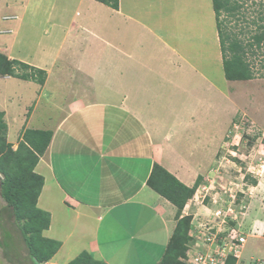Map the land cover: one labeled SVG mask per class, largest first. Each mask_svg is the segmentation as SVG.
<instances>
[{"label":"crops","instance_id":"1","mask_svg":"<svg viewBox=\"0 0 264 264\" xmlns=\"http://www.w3.org/2000/svg\"><path fill=\"white\" fill-rule=\"evenodd\" d=\"M75 2L87 3L85 14L62 7L42 30L39 59L18 55L34 22L20 36V18L3 17L20 23L14 39L1 38L12 30H0V54L45 73L42 84L0 76V123L4 143L13 151L26 130L51 133L32 171L41 180L35 206L48 215L34 251L50 255L32 259L22 236L7 223L0 264H69L81 256L85 264H160L178 220L188 214L185 206L179 213L148 179L158 165L191 188L207 172V149L214 144L204 141V134L192 145L187 141L188 131L204 127L205 117L199 118L204 103L193 102L191 90L202 94L207 79L199 71L187 73L192 64L178 45L126 13L122 0L116 10L95 0ZM98 17L104 21L101 33L94 28ZM250 217L247 228L259 223L264 232V215L258 221ZM248 238L264 243V238ZM16 239L24 262L4 257ZM246 243L235 264H244ZM257 257L264 263V251Z\"/></svg>","mask_w":264,"mask_h":264},{"label":"rangeland","instance_id":"2","mask_svg":"<svg viewBox=\"0 0 264 264\" xmlns=\"http://www.w3.org/2000/svg\"><path fill=\"white\" fill-rule=\"evenodd\" d=\"M75 1L0 0V30H12L13 32L3 34L1 38H16L17 33L14 34V31L19 30V28L17 30V22L20 23L18 20H4L3 17L17 15L20 18L22 21L20 36L23 35L24 29L34 22L35 26L29 32L27 31L29 38L27 40L24 38V46L18 55L26 59H29V57L39 59L40 57L37 55L39 46L37 45L44 42L41 35L42 30L56 21L55 15H58L62 7H72L70 10L75 8L80 15L85 14L87 3L84 2L81 5ZM237 1L241 5L238 16L242 15V19L226 17L225 14H222L219 20L222 21L228 31L236 32L238 37L242 38L241 31L246 33L254 29L252 21L261 24L258 18L264 15V0ZM122 3L126 13H133L149 27L152 26L162 32L168 44L178 45L182 53L186 54V61L192 64L188 67L189 69L186 68L188 69L187 73L199 71L206 77L207 81L202 88L203 93L197 94L198 96L186 84V89L191 90L193 95V102L200 99L201 103H204L202 109L204 115L201 114L199 118L205 117L201 121V126L204 127L200 131H186L187 141L192 145L197 142L196 136L198 134H201V136L204 134V141L207 143L212 141V144H214L208 146V153L206 154L208 162L205 165L208 170L205 174L203 173L204 175L201 177L199 184L214 181V193L219 194L226 191L223 194V196L225 195L222 198L223 201L230 200V194L236 195L235 204H237V207H235V210L240 216L238 224L241 225V229L244 231L249 230L245 223L246 217L251 215L252 219L258 221V219L262 220L264 215V77H260L264 70L257 71V75L253 80L235 82L225 80L211 0H134V2L132 0H122ZM47 13L50 14L48 18ZM68 13L71 14V11H68ZM99 19L101 17L96 19L95 23L99 24L94 25V28L97 32H103L100 24L104 21ZM108 27L109 25L105 30H108ZM171 33H174L175 37H172ZM107 34L110 37L114 36L109 32ZM121 34L122 32L117 33V35ZM180 34L185 35L186 39H177L176 36H180ZM20 41H22V38ZM127 41L130 42L128 38ZM263 56L259 54L254 57L252 60L253 65H255L254 63L258 64V60L263 61ZM19 72L22 73L20 70ZM195 117L191 118L193 122L197 121V119L195 121ZM188 119L189 117L186 118V125L190 122ZM10 161L12 162V160ZM1 178L2 175L0 174ZM26 180L29 181L25 178ZM30 183H34V179H31ZM28 199L30 200L23 205L24 211L29 216L31 215L37 219L35 223L38 226L43 221V217L36 215L33 211V196ZM205 203L206 206H200L191 200L187 201L185 214L187 212V216H189H186V218H189L188 222L199 224L211 217L213 206L209 205V199H206ZM19 214L20 212L17 209L10 211L0 197V239L4 228H8V223L15 227L25 244L26 237L29 240V246L35 242L39 244V236H37V233L33 236L29 234V229L32 227H24L23 221L20 223ZM205 222L207 221L203 223ZM31 224L34 225V222L32 221ZM231 224L235 225L232 222ZM258 224L255 225V231H258L255 237L264 238V232ZM6 240L4 238V241ZM33 240L34 242H32ZM13 242L14 244L6 249L5 256H3L7 260L12 259L15 262L13 260L15 258L16 262L20 260L24 262L25 258L23 260L19 255L20 252H18L20 250L19 241L16 239ZM257 250H260V253H257ZM183 251L184 256L178 257V262L183 261L187 249ZM263 251L264 243H259L254 238H248L242 254L243 263L255 264L254 262L257 263L258 260L257 264H264L262 257L257 259V255ZM252 256L255 260L251 262L249 259Z\"/></svg>","mask_w":264,"mask_h":264},{"label":"trees","instance_id":"3","mask_svg":"<svg viewBox=\"0 0 264 264\" xmlns=\"http://www.w3.org/2000/svg\"><path fill=\"white\" fill-rule=\"evenodd\" d=\"M95 1L114 10L118 8L117 0ZM211 3L215 15V27L225 80L232 82L253 80L257 75V71L264 70V60H258V64L254 63L255 65H253L252 62L254 57L259 54L264 55V23H262L264 22V15L258 18V21H260L261 24L252 21L254 29L246 33L241 31L240 35H242V38H240L236 32L228 31L222 21L219 20V17L222 14H225L226 17L242 19V15L240 17L238 16L241 8L238 1L211 0ZM18 70L22 71V73H18ZM39 74L42 75L40 78H38ZM0 76H10L23 80L35 79L42 84L45 73L30 68L21 62L14 60L10 61L4 55L0 54ZM260 77H264V73L260 74ZM2 127L3 124L0 123V141L2 143H0V174L2 175V178L0 179V196L10 211L17 209V211L20 212L18 217L20 223L23 221L24 227H32L29 229V234L33 236L37 233V236H39V232L48 225V215L37 210L35 206L38 191L41 187V180L34 175L32 171L38 160V155H41L47 147L51 133L26 130L22 136V142L19 144L18 148L13 151L8 144L6 145L4 143L1 136L3 135L1 132ZM10 160H12V162ZM25 178L29 179V181H25ZM31 179H34V183H30ZM200 181L201 177H198L191 188L186 187L160 166L154 165L152 173L148 179V184L154 191L172 203L177 208L178 212L181 213L187 201L194 195ZM32 196L33 211H35L36 215L43 217V221L38 226H36L35 223L37 219L31 215L29 216L24 211L23 205L26 204L28 200H30L28 198ZM15 219L17 220L18 218L16 217ZM32 221L34 222V225L31 224ZM188 221L189 218L186 217L178 220L169 249L160 264H184L178 262L177 258L184 254L183 250L187 249L186 247L189 243L188 232L191 226ZM25 241L32 259L40 255L38 252L34 251L36 242L29 246V240L27 237ZM32 242H34V240ZM45 254V257L43 255L38 256L37 260L39 259L41 261L47 259L46 257L47 255H50V253L46 252ZM235 262L236 260L230 257L226 264H235ZM69 264H85V259L81 256ZM93 264L97 263L94 262Z\"/></svg>","mask_w":264,"mask_h":264},{"label":"built area","instance_id":"4","mask_svg":"<svg viewBox=\"0 0 264 264\" xmlns=\"http://www.w3.org/2000/svg\"><path fill=\"white\" fill-rule=\"evenodd\" d=\"M214 191L215 182L209 181L207 184H200L190 199L200 206H206L205 200L209 199V205L213 209L211 217L204 220L207 222L190 223L189 243L182 261L184 264H226L230 257L238 260L248 237H254L258 233L255 227L244 231L238 224L240 216L235 210L236 195L230 194V200L223 201L226 191L219 194Z\"/></svg>","mask_w":264,"mask_h":264},{"label":"bare ground","instance_id":"5","mask_svg":"<svg viewBox=\"0 0 264 264\" xmlns=\"http://www.w3.org/2000/svg\"><path fill=\"white\" fill-rule=\"evenodd\" d=\"M198 216V215H197Z\"/></svg>","mask_w":264,"mask_h":264},{"label":"clouds","instance_id":"6","mask_svg":"<svg viewBox=\"0 0 264 264\" xmlns=\"http://www.w3.org/2000/svg\"><path fill=\"white\" fill-rule=\"evenodd\" d=\"M193 197V196H192Z\"/></svg>","mask_w":264,"mask_h":264}]
</instances>
